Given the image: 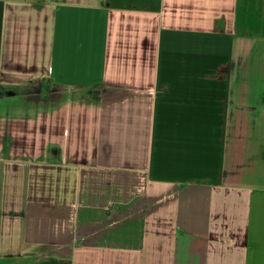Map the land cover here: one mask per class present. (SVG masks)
Returning <instances> with one entry per match:
<instances>
[{
  "label": "crops",
  "instance_id": "1",
  "mask_svg": "<svg viewBox=\"0 0 264 264\" xmlns=\"http://www.w3.org/2000/svg\"><path fill=\"white\" fill-rule=\"evenodd\" d=\"M0 264H264V0H0Z\"/></svg>",
  "mask_w": 264,
  "mask_h": 264
},
{
  "label": "rangeland",
  "instance_id": "2",
  "mask_svg": "<svg viewBox=\"0 0 264 264\" xmlns=\"http://www.w3.org/2000/svg\"><path fill=\"white\" fill-rule=\"evenodd\" d=\"M41 91V90H40ZM42 92V91H41Z\"/></svg>",
  "mask_w": 264,
  "mask_h": 264
}]
</instances>
